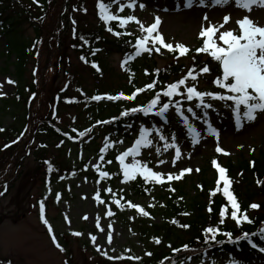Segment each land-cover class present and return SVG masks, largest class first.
<instances>
[{
    "label": "rangeland",
    "instance_id": "obj_1",
    "mask_svg": "<svg viewBox=\"0 0 264 264\" xmlns=\"http://www.w3.org/2000/svg\"><path fill=\"white\" fill-rule=\"evenodd\" d=\"M93 2L95 0H84L85 7L81 8L84 12L71 10V15L79 21L80 27L96 26L91 6ZM122 2L127 3L128 0H122ZM183 3L184 0L177 2L172 0H136L133 10L125 8L119 15L126 17L133 14L145 27L150 26L158 17L160 20L159 32L165 42L174 46L183 44L189 50L194 49L200 40L201 28L208 22L223 23L224 15H230L231 19L220 31L233 30L238 33L236 21L244 16H249L256 24L264 26V9L261 7H254L251 15L238 9L234 2L220 7L212 6L208 0H205V6L200 7L196 1L191 8H185ZM112 7L111 12L115 13L117 5L114 4ZM8 13H3L1 18L8 20L10 18ZM205 15L208 17L207 22L203 19ZM8 21L14 20L9 19ZM16 28L15 37L23 38L28 43L33 41L34 32L31 27L20 24ZM123 30L136 40L142 39L146 35L136 23H129ZM4 31L5 29L2 32L0 28V129L6 132L11 128L21 129L23 123L26 122L25 115L28 111L26 110L27 104L24 105L22 102L17 112L13 108L10 109L15 111L14 115V112L11 113L1 103L14 99L18 85L22 82L18 80L15 73L13 65L16 62L15 55H7L6 40L8 37L4 35ZM218 36L219 33L216 34L217 43L223 46V42L219 41ZM68 37L64 41L66 45L70 44ZM58 39H62L61 34H57L56 43H59ZM149 47H152L150 43ZM55 51L56 49L52 50V60L56 56ZM171 53L163 48L160 52H156L154 49L153 62L156 68H166L173 61ZM65 58L64 61L68 65L64 68H52L49 71L42 67L40 69L38 80H40V94L43 100L39 99L38 93L34 100L29 101L30 111H35L40 117L41 113L47 114L48 107L45 102H48L50 98L53 100L56 95L74 98L88 97L93 93H98L96 95L112 93L126 86V79L120 68V54L109 53L108 56H102L104 75L96 74L97 77L92 76L85 67L82 58L74 51L68 50ZM180 59V63L186 67L191 65L190 57ZM33 62L34 59L29 54L23 76L24 82L21 83H25L24 86L32 85ZM204 79L206 77L204 78L202 75L191 83L194 86L198 84L202 92L211 91ZM202 80L204 81L201 83ZM24 91L26 90L24 89ZM26 95L30 99L32 98L30 91L28 94L26 91L25 97ZM17 99L20 100V97ZM74 106L70 108L62 104L52 105V108L57 110L58 118L56 120L59 122L57 124L65 130H70L71 127L82 128L87 123L89 112L85 110L84 106ZM212 107L214 109L201 110L189 120V125L199 133V136L196 137L197 142L193 143V134L189 131V127L188 131L179 126L174 127L171 134L167 136V133L165 134L161 130L164 127L159 121L156 124L157 130L152 132V147L145 150V153L125 157L124 163L131 164L135 159L142 165L145 157L149 155L151 164L148 168L161 172L162 177H166L168 174H179L186 168L191 169V172L186 173V187L188 195H194L193 187L200 180L199 171L202 173V170L207 169L209 161L213 158H219L222 164L230 161L236 164L240 160H250L251 157L259 156L264 147V112H258L255 120L242 121L241 125L237 127L236 121L233 122L226 111L219 112L223 109L218 104H213ZM209 128L214 130L216 135H212ZM164 130L167 131L166 128ZM40 140L43 139L40 138ZM173 142L179 147L181 153L180 157L175 159V164L172 163L175 158V149L168 148L166 151L164 149L165 144ZM62 144L56 145L50 142L48 158L51 160L53 156L56 160L63 162L66 168L67 165L80 166L83 168L81 174H74L75 177L70 179H64L65 177L55 179L51 185L42 183L40 178L33 180L27 187L29 190L23 191L17 200L14 199V188L7 191L6 194L0 193V216L3 218L0 224V264H4L3 260L9 262L8 264H66V251L72 253L73 262L77 264H95L97 261L105 259L109 262L135 263L144 261L148 251L144 240L135 230L137 231L136 228L141 221L147 224L161 222L158 209L162 207L161 201L164 194L161 192L162 189L157 188L145 198L133 196L129 185L124 180L120 163L116 162L113 166L123 176V179L118 180L114 187H107L103 190L104 186L90 176L96 172L97 163L94 153L80 151L77 147L69 149L70 152H68L69 150ZM33 147L38 148V144H34ZM217 147L223 149V152L228 155H224L223 152L218 153ZM56 149L61 150V156L55 151ZM157 149L160 151L157 152ZM160 161H164V163H160ZM37 164L38 162L34 160L33 156L24 160V166L29 170L34 169ZM66 171L72 173L70 170ZM205 174L207 178L213 177L210 169L205 171ZM102 192L103 195H101ZM57 195L59 199H57ZM97 195L99 199L96 198ZM121 195L128 196L129 200H123ZM117 200L119 204L116 203ZM41 202L45 205V219L53 229L51 235L48 232V226L40 218ZM130 205L150 210L154 217H149L150 213L145 216ZM109 212L112 215H108ZM85 217L87 218L85 219ZM97 222H99V227H97ZM73 232H79L81 235L75 236L72 234ZM109 232L112 237L110 243ZM52 236L56 237V242L64 249L63 251L53 243ZM91 236L96 237L95 242L92 241ZM195 256L193 260L185 261L182 264H229L224 262L226 261L225 257L215 256L209 250L204 251L198 259ZM244 257L248 259H244L246 264H264V254L259 251H255L253 256Z\"/></svg>",
    "mask_w": 264,
    "mask_h": 264
},
{
    "label": "trees",
    "instance_id": "obj_2",
    "mask_svg": "<svg viewBox=\"0 0 264 264\" xmlns=\"http://www.w3.org/2000/svg\"><path fill=\"white\" fill-rule=\"evenodd\" d=\"M98 3L107 4L108 0H95L91 3L96 26L83 28L80 27L81 24L79 25V21L70 12L71 10L84 12L81 9L85 7L84 0H76V2L74 0H35V2L34 0H0V16L9 12L10 18H8L14 20L10 22L9 19L0 18V25L5 29L4 35L8 37L6 40L7 55H15L16 62L13 65L18 80L24 82L23 76L28 55L31 54L34 59L32 85L26 84L24 86L25 83L21 84V82L18 85L15 99L1 102L4 108L9 111L13 108L16 112L22 102L24 105L26 103L28 113L25 115L26 118L24 117L26 122L21 126L25 129L24 132H21L22 128H19L20 130L11 128L6 132L0 129V193L5 190L6 194L7 191L14 188V199L17 200L23 191L29 190L27 187L33 180L40 178L42 183H49L50 185L55 179L74 177V174L82 173L80 166L67 165L66 168L63 162L56 160L53 156L50 160L48 158L50 142L56 145L63 143L62 146L67 150L77 147L81 151L86 150V152L95 153L98 164L103 169H107L109 174L102 183L113 185L119 177L116 170L110 173L109 165L119 155L121 142L130 140L135 142L140 137L142 129L146 139L152 142L150 130L154 128V121L158 118L148 115L149 113L147 115L143 112L132 113L131 109L146 107L159 93L160 102L152 111H158L164 103H169V109L163 115L164 119H169L170 126L166 127L169 134L171 125L177 122L185 123L184 119H187L188 114L195 112V109L199 110L196 107V104L199 103L198 100L194 98L189 101L186 98V88L194 86L191 83L193 80L188 77L189 72H192L196 77L202 75L204 78L206 77L204 79L206 81L202 80L201 83L204 81L209 86L211 91L208 90V92L219 93L222 91L221 88L214 85V78H221L223 74L219 68L220 63L214 60L209 52L198 53L196 51L202 47V41L194 50L187 53L186 57L191 58V65L188 67L180 63L181 59L177 56L178 52H174L170 55L173 61L166 68L158 69L153 62V52H141L137 56L136 43L133 37L128 36L115 21L109 24L101 21ZM20 24H26L33 29L34 39L32 42L28 43L23 38L15 37L16 26ZM109 27H112V32L108 31ZM114 32H121L122 35H114ZM57 34L62 36V39H58L59 43L55 41ZM69 35L70 37H68ZM67 37L70 38L69 45L64 43ZM54 49H56V56L52 60V50ZM68 50L74 51L82 58L85 67L94 77H97L96 74L104 75L105 68L101 61L102 56H108L109 53L120 54L122 58L120 68L126 79V86L112 92L111 96L121 93L124 96H131L136 93L135 98L131 100L96 101L92 99L93 94L79 98L56 95L53 100L50 98L48 102H45L48 107L46 115L41 113L40 117L35 111H30V98L27 95L25 97L26 91L27 94L30 91L32 100L39 93V99L42 101L40 80H38L41 67L48 71L52 68H64L68 65L64 61ZM9 56L7 57L9 58ZM204 66L210 69L208 73L201 71ZM186 77L187 79H185ZM181 79H185V85L177 90V95L171 97V100L163 96V92L167 90L169 84L177 83ZM149 84H153L150 89L146 87ZM195 87L201 91L198 84ZM137 89L144 90L137 92ZM221 94L224 93L221 92ZM18 97L20 100L17 99ZM205 99L204 102L209 104L210 97L206 96ZM40 100L38 101L40 102ZM177 102H179L181 109L180 114L176 112ZM226 103H228L226 104L227 107L232 109V101ZM58 104L70 108L74 105L84 106L85 110L89 112L86 125L82 128L77 127L76 132L61 128L60 125H57V110L54 111L52 108V105ZM189 108L193 111L188 112ZM125 111L129 114L121 115ZM13 112L15 115V111H11V113ZM82 133L83 135H81ZM37 141L45 145L42 148H33ZM150 144L146 146L149 147ZM55 151L61 156V150L56 149ZM31 155L38 164L34 169L29 170L25 168L24 160ZM208 168L211 169V167H207L200 173V180L193 187L194 195H188L186 175L176 182H166V185L162 186L151 181H145L142 177L134 179L129 185L133 196L145 198L157 188L164 192L161 201L162 207L158 209L161 222L147 224L141 221L138 226L136 225L137 231L135 230V232L144 240L146 250L151 255H147V258L142 262H109L105 259L100 262L97 261L95 264H179L187 258H194L195 255V257H199L207 250L212 251L215 256H228L237 261H242V256L252 253L249 249V241L252 245L264 247V147L257 157H252L250 160H240L236 164L227 162L223 166L227 170V177L232 181L231 190L238 199L241 209L246 211L252 221L251 223H242L239 227L237 226L236 222L230 218L231 207L223 197L222 190L217 191L215 196L210 195L218 187V178L213 173V177L207 178L205 171H208ZM66 170H70L72 173L70 174ZM219 188L222 189V182ZM124 197V200H129L128 196ZM260 199L262 201H258ZM251 204H257L259 207L252 209L250 208ZM209 206L213 209L211 213L208 211ZM222 207H226L229 213L223 225L219 223V211ZM144 210L150 213L149 217H154L150 210L145 208ZM2 219L0 216V224ZM181 225H188L189 227L184 228ZM208 227L219 228L221 234L216 237L215 241L209 239L206 243L205 229ZM224 232L231 233L232 240L238 242H229L228 237L222 234ZM244 233L255 234L247 239H235L243 236ZM156 239H159L160 243H156ZM148 243L152 244L149 245ZM185 245L188 246L187 250H184ZM176 249H180V251L177 252ZM66 252V264H77L73 262L72 253ZM2 263L8 264L9 262L3 260Z\"/></svg>",
    "mask_w": 264,
    "mask_h": 264
},
{
    "label": "snow or ice",
    "instance_id": "obj_3",
    "mask_svg": "<svg viewBox=\"0 0 264 264\" xmlns=\"http://www.w3.org/2000/svg\"><path fill=\"white\" fill-rule=\"evenodd\" d=\"M35 2V0H34ZM230 2H234L235 6L238 9H242L245 12H251L254 7L264 8V0H211L212 6L223 7ZM117 5V10L115 13L111 12V6ZM194 4V0H184L183 6L185 8H191ZM136 5V0H128L127 3H123L122 0H108V3H98L97 7L99 9V18L105 24H109L112 21H117L120 28H125L129 23H136L140 28L146 33L142 39L136 40V55L139 56L141 52H151L153 48L156 52H160L161 48L167 49L169 52H179L181 56L187 54L190 50L183 44H176L175 46L170 43H166L162 34L159 32V18H155L153 23L150 26L145 27L133 14H129L126 17L120 16L119 13L124 11L125 8L133 10ZM198 6H205V0H198ZM142 7V5H141ZM203 19L207 22L208 17L205 15ZM230 15L223 16V23L213 24L208 22L206 26L202 27L199 32V37L202 39V47L198 48L196 51L199 52H209L211 57L218 61L223 69V77L217 78L214 83L217 87L224 89L227 94H218L214 92H201L198 91L195 86H188L186 88V98L189 101H192L194 98L199 101L196 104L197 108L203 107L205 109L211 108L212 105L205 103L204 98L210 97L214 100L221 101H232V110L236 118L237 127H239L242 121L251 122L256 119V114L258 112H264V26H259L256 24L249 16H244L241 19L236 21L238 25V33L233 30H224L220 31L230 21ZM108 31L112 32V27L108 28ZM219 33L218 39L223 42V46H220L217 43L216 34ZM114 35L120 36L121 32H114ZM151 44V48L149 47ZM159 45V47H157ZM95 67V65H93ZM201 71L203 73H208L210 69L207 66H204ZM188 77L191 80L196 81L197 77L188 73ZM187 79V77L185 78ZM185 79L179 80L177 83H172L167 86V90L163 92V96L168 97L171 100V97L178 94V89L185 85ZM9 83H12L9 81ZM147 88H152L153 84L146 86ZM144 89H137V92L143 91ZM136 93H133L131 96H124L123 93L117 96H107L106 98L110 101L123 99H134ZM93 100H101L102 97L94 96ZM160 102V94L157 93L156 97L151 100V102L142 108H133L130 111L132 113L143 112L148 114L153 110V108ZM169 109V103H164L163 106L159 109L158 115L163 116L165 112ZM191 108L188 109V112H192ZM177 114L181 113L179 107V102H177L176 107ZM127 111L122 112L121 115H128ZM184 119L183 117H181ZM184 122L187 124V120L184 119ZM189 131L193 134V143L197 142L196 137L199 136V133L189 125ZM209 131L212 135H216L215 131L209 128ZM83 135V133L81 134ZM163 139V137H161ZM151 142L146 139L144 130H141L140 137L135 141L133 146L127 151L118 155L116 159L120 163L121 170L123 172L124 180L130 181L136 178L137 174L143 177L145 181H154L156 184H161L163 182L162 173L158 171H153L151 168H148L145 165H141L139 161L133 160L131 164H125V157L129 155L135 156L139 148L142 145H148ZM168 148L175 149V158L172 163L175 164V159H178L181 155L179 147L173 142L172 144H165V151ZM103 151V149H101ZM160 150L157 149V152ZM218 153L223 152V149L220 147L216 148ZM224 155L228 153L223 152ZM164 163V161H160ZM212 165L219 173V178L217 180V189L212 191L210 195L215 196L217 191H221L219 185L223 182L222 194L226 198L228 204L231 207L230 218L236 222L239 227L242 223H251L252 221L248 217L246 211H243L238 203V199L234 195V192L231 190L232 181L226 175V169L221 167L215 159L212 160ZM191 169H183L179 174H168L167 180H180L183 178L185 173L191 172ZM199 171V169H197ZM109 174L107 172H100V176L107 177ZM259 183V181H258ZM174 191V189H172ZM110 191V189H109ZM99 199V196L96 197ZM57 199L59 196L57 195ZM119 204V201H116ZM135 207L137 211L141 212L143 215H149L142 208L137 205H130ZM259 205L251 204L250 208L257 209ZM209 213L213 211L212 207H208ZM187 214V213H185ZM108 215H112L111 212ZM228 209L222 207L219 211L220 220L219 223L223 225L228 218ZM40 218L41 221L48 226V232L51 235L53 232L52 227L48 224V221L45 219V205L43 202L40 204ZM87 217H85L86 219ZM175 223V221H173ZM97 227H99V222H97ZM181 227L187 228L188 225H181ZM75 236H80L81 233L73 232ZM221 234V230L216 227H208L205 229V242L207 243L209 239L212 241L216 240V237ZM228 237L229 242L237 243L238 241L232 240V234L229 232L222 233ZM248 234L244 233L241 239H247ZM93 242H95L96 237L91 236ZM111 233L108 234L109 243L111 242ZM53 243L61 251L64 249L56 242V237L52 236ZM156 243H160L159 239L155 240ZM251 243V241H249ZM252 247H255L253 244ZM188 246H184V250H187ZM99 250V249H97ZM175 251H180L176 249ZM264 251V249H261ZM148 255H151L148 253ZM230 264H237L235 260L230 261Z\"/></svg>",
    "mask_w": 264,
    "mask_h": 264
},
{
    "label": "bare ground",
    "instance_id": "obj_4",
    "mask_svg": "<svg viewBox=\"0 0 264 264\" xmlns=\"http://www.w3.org/2000/svg\"><path fill=\"white\" fill-rule=\"evenodd\" d=\"M263 9H264V8H263ZM253 12H255V11H253ZM248 13L251 14V15L253 14L252 11H251V12H248Z\"/></svg>",
    "mask_w": 264,
    "mask_h": 264
}]
</instances>
